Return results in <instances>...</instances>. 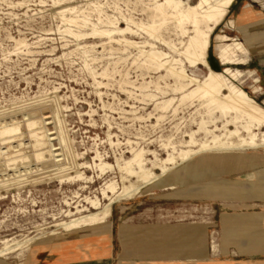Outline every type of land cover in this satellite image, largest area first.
Masks as SVG:
<instances>
[{
	"label": "rangeland",
	"instance_id": "1",
	"mask_svg": "<svg viewBox=\"0 0 264 264\" xmlns=\"http://www.w3.org/2000/svg\"><path fill=\"white\" fill-rule=\"evenodd\" d=\"M61 3L76 6L80 9L81 17H87L98 25H101L100 18L107 22L108 12L119 25L130 26L136 31L127 34V37L139 42L140 49L150 50L148 42H151L156 43L159 49L171 52L160 39H155L134 23L158 22L157 34L178 46H181L180 40L188 39L180 30H175V23L164 22L161 16H156L157 11L150 0H61ZM241 3L264 7L263 0H241ZM54 6V0H0V114L39 103L43 106V116H49L53 103L59 109L60 124L71 150L77 156V162L82 164L80 169L86 172L88 180L61 181L55 177L51 179L49 176L35 175L34 178L39 179L37 182L34 180L21 186L11 184L9 189L0 188V248L5 246L4 241L8 239L14 249L21 244L27 246L38 236L47 235L58 228L56 223L68 219L69 211H76V204L79 201L84 203L87 197L99 196L103 203L109 202V198L103 196L102 188L111 180L121 184L122 172L118 162L124 164L134 152L143 150L148 153L144 156L145 162L152 167L173 152V146L177 149L187 148L193 131H198V142L208 139L210 134L199 131L204 118L209 120L212 115L216 117V124H209V128L218 134L222 133L226 118L221 111L211 115L206 101L198 96L183 100L182 93L174 91L178 87L176 79L148 63L139 48L126 46L125 43L104 44L107 40L77 38L66 32ZM100 8L106 13L101 14ZM73 28L80 29L78 26ZM217 33L228 34L241 41L236 36V30L229 29L227 23L221 25ZM218 42L214 35L210 61L216 69L222 70L225 65L215 54ZM245 47L247 50L238 53V57L245 58L247 64L230 66L243 73L239 84L264 106V59H254L246 44ZM187 66L190 73L200 77L208 73L203 66L199 69ZM172 97L177 99L164 108L162 101ZM16 117L24 119L23 115ZM12 119L15 117L7 121ZM47 127L50 132L56 130L54 124ZM231 127L234 128L233 125ZM22 128L25 134L13 143L16 148L20 142L27 145L31 142L26 126ZM52 143L56 147L61 146L60 140H53ZM230 155L243 157V162H229L223 169L218 164L193 162L182 174L186 182L197 173H202V177L209 181L230 179L235 183L232 184L233 188H238L240 192L236 197L225 199L200 194L193 189L204 184V180H200L199 184L183 183L170 190L154 187L152 194H137L136 198L115 202L110 222L114 229L116 250L121 253L119 258H123L126 264H181L192 257L200 258L201 264H232L236 263L232 259L242 257V250L236 247L255 251L259 236L256 233L262 230L260 222L225 234L222 216L228 212L254 215L257 220L264 217V198L247 197L251 191L264 197V150L214 151L197 157L195 161L202 157ZM32 162L35 165L32 163L31 168L40 167L34 157ZM101 162L111 163L115 171L106 168L102 173L95 165ZM86 164L90 165L85 167ZM24 167L21 166L18 171H23ZM74 171L71 172L75 175ZM6 172L0 173V179L16 174L15 170ZM206 172L214 174L206 175ZM248 173L253 175L248 176ZM250 178L254 180L252 187L243 186L246 182H252ZM64 234L62 231L45 239H55ZM215 240L220 244L216 252L213 251ZM244 241H247L246 245ZM36 245L1 257L0 264H34L26 259L29 257L28 251ZM204 259L210 260L205 262Z\"/></svg>",
	"mask_w": 264,
	"mask_h": 264
},
{
	"label": "bare ground",
	"instance_id": "2",
	"mask_svg": "<svg viewBox=\"0 0 264 264\" xmlns=\"http://www.w3.org/2000/svg\"><path fill=\"white\" fill-rule=\"evenodd\" d=\"M150 1L154 5L153 8L157 11L156 16H161L164 22L171 21L175 23L177 27L175 30H180L181 34L188 38L187 41L180 40L179 44L181 46H178L174 42L161 38L164 36L157 34L158 22L156 23V21L153 24L132 22L136 24L139 29L142 28L148 31L155 39H160L171 52L161 50L156 43L154 44L151 42H148L149 46H151L150 50L140 49L141 46L140 44L138 45L139 42L137 43V41L135 42V40H130L127 37V34L131 33L133 29L130 26L122 27L118 24L119 22H115V19H112V16L108 14V12H104L101 8L100 13H106L107 18V22L100 18L101 25L92 23L87 17H81V15H79L80 9L69 3H61V0H54V10L65 25L66 32H69L77 38L95 37L103 41L107 40L104 44H111L113 42L125 43L126 46L139 48L147 58L146 61L148 63L154 65L158 70L166 71L168 77L171 76L176 79L175 81L178 87L175 88L174 91L182 93L183 100L185 97L198 96L200 99L206 101V105L208 106L207 109L209 108L208 112L211 113V115L217 111L224 113L226 118L222 133L218 134L216 131H213L214 129L211 130V128H209V124H216L217 122L215 120L216 117L212 115L209 120L204 118L199 126V131L204 130L206 133L210 134L208 139L198 142L196 138V133L198 131L195 130L191 134V139L187 142V148L177 149L176 146H173L174 151L169 152L166 158L160 160V163L155 162L152 167H148L145 162L144 156L148 153L146 154L143 150L134 152L124 164L118 162L119 169L122 172L121 184L116 180L106 181V186L102 188V194L105 198H109V202L103 203L102 199L95 195V197H87L84 203L83 201H79L75 206L77 210H70L67 214L68 219L56 223L55 226L58 227L57 229L49 232L47 235L38 236L30 241L27 246L21 244L19 247L13 249L11 247V240L5 239V246L0 248V258L6 257L20 249L23 250L27 247L39 244L43 242L45 237L59 234L62 231L98 226L112 214L113 205L119 199L135 197L137 194L142 193L145 194L153 190L152 188L154 187L160 189H173L177 188L179 185L182 186L185 181L182 172L188 170L189 165L193 162L202 165L218 164L222 166L221 169L226 168V166L230 164L229 162H243V157L239 156L238 158L237 155H234V157L231 155L227 157H202L198 161H195L197 157L213 153L214 151L264 150V106L239 84V81L243 77V73L239 70H234L230 66L232 64H247L245 58L238 57V53L247 50L245 44L227 34L217 33L218 28L226 22L230 28H236L235 20L234 18H229V14L238 0H197L195 3H192L193 0ZM90 5L89 8H91ZM150 5L151 4H149V6ZM103 7L104 6H102V8ZM73 26H78L80 29L76 30ZM134 32L136 31H133V33ZM214 35H216V38L219 40L215 49L216 57L222 65H225L222 70L216 69L210 61L211 51L214 48L212 43ZM117 36H120V38H117ZM144 44H142V46H144ZM112 48L114 49V46ZM125 60L127 61L126 58ZM187 65L193 69H199L200 66H203L208 70V73L204 77H200L196 73H190ZM156 69H154V71ZM166 85L167 84H165V86ZM171 87H173L172 84ZM147 89L148 87L146 90ZM144 90L143 88V91ZM175 99L177 98L172 97L163 100L162 103L165 105L164 108L170 106ZM51 105V115L49 116H43L44 111L41 110L43 106L39 103L1 112L0 173H7L6 171L8 170H15L16 174L0 179V188L7 189L11 184L21 186L28 181L34 180L37 182L39 179H35V175L49 176L51 179L55 177L59 178L61 181L65 179L88 180L86 172L80 169L82 164L77 162V156L72 152L63 127L60 124L59 109L56 108L53 103H51ZM19 115H23L24 119L20 120L16 117ZM12 117H15V119L7 121V119ZM49 118L52 120L46 121V119ZM49 124H54L56 130L50 132L47 127ZM23 125L27 128L31 142L28 145L24 144V142H20L17 145L18 148H16L13 143L17 141V138L25 134L22 128ZM231 125H233L234 128H232ZM216 128L218 129L219 126L216 125ZM53 134H57V136L52 137L51 135ZM53 140H60L61 146L56 147L52 143ZM29 149L31 151L28 152ZM58 150L61 151L57 152ZM31 153L33 156L30 155ZM33 157L37 162L36 164H39L40 167L31 168L30 165L33 163ZM88 165L86 164L85 167H88ZM95 165L100 168L102 173L106 171V168L114 169L115 167L108 162L95 163ZM21 166H25V169L23 171H18ZM180 166H182V168L179 171H175ZM72 170H75V175L72 174ZM205 174L213 175L214 173L206 172Z\"/></svg>",
	"mask_w": 264,
	"mask_h": 264
},
{
	"label": "crops",
	"instance_id": "3",
	"mask_svg": "<svg viewBox=\"0 0 264 264\" xmlns=\"http://www.w3.org/2000/svg\"><path fill=\"white\" fill-rule=\"evenodd\" d=\"M229 17L234 18L236 28H230L227 25L228 28L236 30V36L246 44L254 59L263 60L264 7L260 8L252 3H241V0H238L231 9ZM252 175V173H248V176ZM202 176V173L193 174L192 178L187 182L184 181V183L193 182L194 184H199L200 180H204V184L198 187H193V189L196 192L199 191L200 194L211 197H224L225 199H228L240 194L238 188H233L232 184L235 183L230 181V179L217 181L210 179V181L213 180L210 182L209 180H205ZM250 180L252 181L251 178ZM253 181L246 182L243 186L250 188L252 187L251 183H253ZM151 192L145 193L144 195L141 194L140 196L152 194L153 192ZM136 197L137 196L122 199L119 202H116V204L123 200ZM247 197L264 198L263 196L256 194L255 191H251ZM113 211L114 207L112 214L103 223L95 226L96 228L82 227L76 230L64 231V235L37 244L28 251L29 257L26 260L32 261L34 264H126L123 258H119V255L121 254L120 251L116 250L117 243L115 242L114 229L110 222V218L113 216ZM260 219L257 220L256 216H251L246 213L232 214L227 212L223 214L222 229L225 234L237 228L255 226L256 222H260V226L262 227V230H260L261 232L256 233L259 235L257 237L256 250H247L242 246L241 248L236 247L238 250H242V253L240 254L242 257L239 259H232L233 262H236L232 264H264V217L262 220ZM121 240L125 242L123 237H121ZM215 242L216 243L213 245L214 252L219 251L220 249V244H218L216 240ZM246 242L247 241H244L243 244L246 245ZM258 248L260 249L259 251ZM186 260V262L182 261L181 264H201L199 263V260L201 259L197 257H192ZM204 260L206 262L210 259Z\"/></svg>",
	"mask_w": 264,
	"mask_h": 264
},
{
	"label": "water",
	"instance_id": "4",
	"mask_svg": "<svg viewBox=\"0 0 264 264\" xmlns=\"http://www.w3.org/2000/svg\"><path fill=\"white\" fill-rule=\"evenodd\" d=\"M210 60H211V58H210Z\"/></svg>",
	"mask_w": 264,
	"mask_h": 264
}]
</instances>
